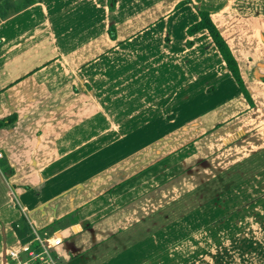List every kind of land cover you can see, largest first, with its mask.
<instances>
[{
    "label": "crops",
    "instance_id": "crops-1",
    "mask_svg": "<svg viewBox=\"0 0 264 264\" xmlns=\"http://www.w3.org/2000/svg\"><path fill=\"white\" fill-rule=\"evenodd\" d=\"M110 1L0 0V118L15 114L13 122L0 127V264L13 261L7 250L21 242L12 223L26 224L46 237L58 236L59 242L48 248L54 256L53 264H190L197 262L190 256L205 243L200 235L207 232L215 243L242 231L235 219L233 223H227L228 219L215 222L217 211L207 217L201 229L180 230L184 234L178 239L157 248L148 235L165 231V223L188 216L193 209L141 235L142 218L133 216L135 205L126 206L143 193L142 178L157 179L191 156L192 166L184 167L183 173L196 178L198 172L192 169L204 164L199 154L204 153L205 146L218 139L219 146L214 148L218 149L236 142L230 135L247 136L246 129L229 127L235 121L228 112L231 101L218 107L210 105L207 92L213 88L205 84L204 75L211 73L219 79L230 76L210 38L204 30L185 32L197 19L196 9H205L234 56L233 37L226 26L239 2L113 0L108 9ZM145 8L159 11L144 20L137 18ZM179 8L184 9L180 10L182 18L183 12L187 18L181 24L179 43L173 48L172 12L177 14ZM133 23L136 25L131 27ZM110 24L112 31H108ZM145 34L153 41L148 45L154 46L149 56L160 58L172 70L171 83H166L160 94L155 83L137 93L136 89L146 85L109 82L122 54L140 55L147 43L134 41ZM259 39L264 42V37ZM207 53L217 58L208 68L204 66ZM176 65L181 73L174 70ZM130 92L133 97L128 96ZM126 102L134 104L127 107ZM160 120L165 126L162 132L157 131ZM142 135H160L165 144L150 141L129 147L124 154V143L129 145L131 136ZM206 135L208 144L204 145ZM147 146L153 148L152 160L148 154L150 161L140 165L146 156L139 155L135 157L137 163L125 164L124 158L137 156V151ZM161 147L164 152L159 153ZM119 150L122 152L108 159L107 152ZM113 158L123 161L111 168L107 161L115 162ZM7 167L10 170L6 172ZM129 167L135 170L129 169L126 174ZM145 167L150 175L144 172ZM237 196L224 195L228 200ZM247 197L245 193L231 205ZM253 202H244L245 207ZM204 205L206 209L215 206L213 201ZM234 209L230 211L235 216ZM24 256L20 252V257Z\"/></svg>",
    "mask_w": 264,
    "mask_h": 264
},
{
    "label": "rangeland",
    "instance_id": "rangeland-1",
    "mask_svg": "<svg viewBox=\"0 0 264 264\" xmlns=\"http://www.w3.org/2000/svg\"><path fill=\"white\" fill-rule=\"evenodd\" d=\"M238 2L239 4H237L236 8L232 9V21L230 20V24L226 26V29L227 32L230 33L229 35L233 37V41L231 39L228 40L230 43L232 41L235 45L233 50L235 53L234 57L239 64L238 69L243 85L250 93L249 96L252 100V105L247 102L248 104L246 106L245 100H243L241 93L237 90L230 76L226 75L224 78L219 79V77L212 76V74L209 73L204 75V79L205 84L212 85L213 88L210 90L209 87V92H207V94H209L208 99L211 102L210 105L217 104L218 107L219 104L226 100H229V102L231 101V105L228 106V112L232 113V117H234L235 121L232 123V126L229 127L232 130L238 126L242 127L246 129L247 136L239 138L235 134L230 135L232 139H236V142L218 149H214L219 146L218 139H216L211 146H205L204 153L199 154L201 159H204V164L197 165L195 170L190 168L192 171L198 172L196 178L191 177L192 175L183 173L184 167L192 166V156L179 166L172 167L170 165L171 168L169 167L167 171H163L162 176H156L157 179L150 180L149 177L142 178L141 187H143V193L140 197L133 199L126 205L128 206L131 203L135 205L133 216L142 218L140 222L141 235L146 234V230L158 227L160 224L172 219L175 215L189 208L193 209L190 210L188 216L180 218L172 223H165V231H159L148 235L150 241H153L157 245V248L163 247L166 242H172L178 239L179 234H184L180 230L186 232L190 230V228L201 229L205 220H208L207 217L210 218L213 214H216L217 211H219V214L214 217L215 222H225L224 220L228 219L229 221L227 223H233V220H236V224H238L237 227L239 226V229L242 230L241 233H234L227 238L221 237L220 240H223L221 243H219L220 240L214 243L212 237L208 236L207 232L200 235V237L197 235L199 239L204 236L202 239H205V243L203 247L197 249L195 251L196 253L190 256L197 260V262L194 263L191 260L192 262H190V264H225L224 261L226 264H264V198H262L264 196V168L262 167L264 165V159H262L264 158V126H261L264 125V122L261 120L264 119V84L255 82L247 74L248 62L256 57H264V42L259 39L261 36L264 37V34H262V32L264 33V0H236V3ZM180 10L179 8L177 14L176 12H172L173 19L171 20V26L173 30L170 35L173 48L179 43L181 24L184 18H187L186 12H183L185 17L182 18ZM158 11V8L141 9L139 16L136 17L144 20L150 14L156 15ZM181 11H184V9ZM135 25L136 23H133L131 27ZM258 32H261L259 36L257 35ZM203 33L205 34V31ZM150 41L152 40L147 37V34L144 36L139 35L134 43L137 42L142 45L145 42L147 43L142 46L140 55H133L131 52H125L124 55L122 54V56L119 57L121 60L120 66L118 69L116 68L114 74L110 75L109 82L141 83L142 86L146 85V88L136 89L137 93L139 91L142 93L147 90V85L149 83H155L158 94L162 93L168 86L166 83H171L170 80L172 79L170 78L173 76L172 70L170 66L164 64L165 62L162 63L160 58L155 59L152 55L149 56V52L154 48V46L148 45ZM130 48L133 49V47ZM216 61L217 58H215L213 54L207 53L205 55L204 66L208 68ZM198 64H200V62ZM115 65L117 66L116 63ZM174 70H179V73H181V68L177 65ZM225 91H227L226 96L224 94ZM132 94L133 93L130 92L128 96ZM158 96L160 97V95ZM133 104L132 102H126L125 106L132 107ZM137 105L138 104H135V106ZM160 121H157V124H159L157 131L162 132L165 130V126L162 124V120ZM208 138V135L203 138L204 145L208 144ZM160 139V135H153L150 137L149 135L138 137L131 136L129 142L132 143L129 145L124 143V149L126 151L129 147L143 146V144L145 145L155 140L158 142L157 144L164 145L165 142L160 141ZM222 141H226L225 136L222 137ZM153 144L154 143L151 145ZM153 147L155 146L153 145ZM261 148L263 149L261 150ZM119 151L120 152H107L106 154L110 155L108 159L110 160V157H115L117 153L122 152L121 150ZM127 152L128 151L124 154ZM152 152L153 148H149L148 146L144 147L141 151H137V156L133 155L124 158L125 164L131 165V163H137L135 157L139 155L141 158L146 156L142 158L140 165H143L144 162L148 163V161L154 158ZM162 152H164V148H162L159 153ZM148 154H150V160L147 158ZM250 156L253 157L251 161L248 160ZM113 160L116 161H107V164H110L109 166H111V168H113V165L121 164L120 162L123 161L120 160V158H113ZM175 162L176 161L173 163ZM253 163L254 165H252ZM129 169L135 170L130 167L126 168V174L129 172ZM144 169V172L148 171L146 167ZM144 169H140L139 172ZM158 169L157 167V170ZM253 170H255V173H252ZM148 172L146 173L150 175ZM189 172H191V170ZM251 174L253 175L252 177L249 176ZM142 175L144 176L145 173H142L141 176ZM156 180L158 182H156ZM245 193L248 195L245 201L241 200V203L237 201L235 203L236 205H231V202L236 201ZM230 194L232 196H238L233 197L235 200H228L224 197V195L230 196ZM261 195L263 196L261 197ZM251 200H254L253 207H249V205L245 207V203ZM212 201L217 208L211 205L206 209L204 204ZM126 206H124L123 209H128ZM230 208H236L233 210L236 211L235 216L234 213L230 211ZM244 209L246 210L245 212ZM154 210L156 211L154 212ZM143 227L146 228L144 229ZM148 238L144 241L147 242L149 240ZM160 238H162L163 241ZM247 241L254 242V244H250ZM159 251L161 250H158V252ZM220 261L221 263H219Z\"/></svg>",
    "mask_w": 264,
    "mask_h": 264
},
{
    "label": "trees",
    "instance_id": "trees-1",
    "mask_svg": "<svg viewBox=\"0 0 264 264\" xmlns=\"http://www.w3.org/2000/svg\"><path fill=\"white\" fill-rule=\"evenodd\" d=\"M113 0H111L107 6L108 9L112 8ZM196 15L197 19L190 23L186 29V34H192L193 32L204 30L205 33L210 38V41L212 42L214 48L217 50L220 58L223 61V65L225 66L226 70L228 71L230 77L232 78L237 90L241 93L242 97L246 100V102L251 104V99L249 96L248 90L243 85V82L241 80L238 64L231 53L227 43L225 42L224 38L221 36L219 30L216 28L214 23L212 22L208 11L205 9H196ZM113 25L108 26V31H112ZM15 119V114L10 113L6 116H3L0 118V127L3 125H6L8 123L13 122ZM10 168L7 167L4 169V171H9ZM12 229L16 235V237L19 238V241L24 242L27 241L31 236L32 232H30V229L28 225L22 224L20 226H16L14 223L11 224Z\"/></svg>",
    "mask_w": 264,
    "mask_h": 264
},
{
    "label": "built area",
    "instance_id": "built-area-1",
    "mask_svg": "<svg viewBox=\"0 0 264 264\" xmlns=\"http://www.w3.org/2000/svg\"><path fill=\"white\" fill-rule=\"evenodd\" d=\"M32 236L24 242L17 244L7 250L8 257L13 261L9 264H53L54 256L50 254L49 246L56 245L59 242L58 236L39 235L34 229H30ZM20 252L25 256L20 257Z\"/></svg>",
    "mask_w": 264,
    "mask_h": 264
},
{
    "label": "water",
    "instance_id": "water-1",
    "mask_svg": "<svg viewBox=\"0 0 264 264\" xmlns=\"http://www.w3.org/2000/svg\"><path fill=\"white\" fill-rule=\"evenodd\" d=\"M263 39V37L261 36ZM264 57H256L248 62V74L258 81H264Z\"/></svg>",
    "mask_w": 264,
    "mask_h": 264
},
{
    "label": "flooded vegetation",
    "instance_id": "flooded-vegetation-1",
    "mask_svg": "<svg viewBox=\"0 0 264 264\" xmlns=\"http://www.w3.org/2000/svg\"><path fill=\"white\" fill-rule=\"evenodd\" d=\"M263 70H264V68H263ZM247 74H248V72H247Z\"/></svg>",
    "mask_w": 264,
    "mask_h": 264
}]
</instances>
